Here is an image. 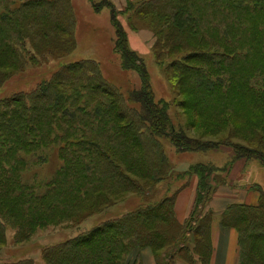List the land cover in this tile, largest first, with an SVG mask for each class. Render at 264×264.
<instances>
[{
  "label": "trees",
  "instance_id": "obj_1",
  "mask_svg": "<svg viewBox=\"0 0 264 264\" xmlns=\"http://www.w3.org/2000/svg\"><path fill=\"white\" fill-rule=\"evenodd\" d=\"M226 1L209 0L200 6L197 0H141L136 9L126 3V10L135 9L134 21L128 18L132 30H148L155 37L157 65L169 60V78L185 97L179 107L190 124L201 121L204 131H228L224 141H205L174 128L168 103L155 101L144 62L128 47L118 11L107 0H89L95 12L110 9L114 53L122 69L137 73L140 87L124 96L104 80L96 62L81 60L67 64L30 93L0 100V246L6 242L7 226L14 229L16 242H24L37 229L65 222L78 225L128 194L147 193L171 173L161 139L181 152L230 148L234 159L264 165V60L240 71L239 53L245 51L243 57L248 58L251 49L235 46L247 29L244 25L241 30L239 14L248 12L251 23L257 24L255 44L264 50V0ZM219 5L228 10L223 16L205 14L209 8L215 13ZM74 49L70 0H0V84L28 64L61 58ZM187 80L192 85H186ZM230 90L240 99L235 108L219 104ZM217 93L219 102L209 108L208 100ZM53 146L62 161L55 176L43 185L25 183L23 174L44 162L40 153ZM212 170L201 164L189 169L199 181L197 206L210 191L207 178ZM257 190V205H230L221 215V225L238 233L239 264H264V193ZM174 202L175 195H170L103 222L44 250V262L135 264L130 259L134 251L148 247L158 261L163 255L172 258L173 251L162 255L172 247L180 257L192 262L197 256L206 264L212 214L204 212L196 222L192 218L179 224Z\"/></svg>",
  "mask_w": 264,
  "mask_h": 264
},
{
  "label": "rangeland",
  "instance_id": "obj_2",
  "mask_svg": "<svg viewBox=\"0 0 264 264\" xmlns=\"http://www.w3.org/2000/svg\"><path fill=\"white\" fill-rule=\"evenodd\" d=\"M101 1L93 0L95 3ZM107 1L114 6L116 12L118 11L117 20L126 33L129 49L135 52L144 62L155 101L163 100L168 103V113L174 128L177 131L181 129L189 137L200 138L205 141H224L228 131L218 133H213L208 130L204 131L202 130L201 121H192V125L190 124L191 118L189 119L188 115L179 107L180 101H183L185 97L181 94V89L174 86L173 80L169 78L170 73L168 74V72L170 70L166 67L169 60L167 59L168 61L164 62V65L159 66L154 59L153 45L156 40L155 37L148 30H142L139 33L132 30L128 18L130 16L134 21L133 13L137 7V2L141 0H126L125 4L119 1H116L115 4L111 0ZM229 1L227 0L226 3L229 4ZM70 3L74 18L75 49L70 54L61 58L51 56L35 64H28L21 71H17L15 74L9 76L0 84V100L19 93H30L42 82L48 81L54 73L61 70L67 64L81 60H92L96 62L104 80L115 90L122 92L124 96L131 89L140 87L137 73L132 70L122 69L119 56L114 53L115 34L110 21V9L103 7L99 12H95L89 0H70ZM126 3H133L135 9L132 11L126 10ZM197 4L200 6L209 4V0H197ZM244 6L246 5L244 4ZM210 10L211 8L208 11L205 10L207 16L213 15L216 17L219 15L221 17L223 13L228 12L224 8V5H219L215 13ZM192 16L195 17L194 14ZM239 17L241 30H243L244 25L247 29L244 28L243 35L236 41L235 46H237L239 51L241 45H246L251 49L248 58L243 57L245 51H240L239 53L242 56L241 60H243L239 63V70L247 71L263 65L260 61L264 60V50H259L261 46H256L255 44L256 37H259V34L254 28L257 24L251 23L253 15L248 12H243L239 14ZM153 21L161 23L159 20L153 19ZM137 24L140 23L137 22ZM231 64L233 66L239 65L237 62H231ZM188 65L196 66L194 63H188ZM189 82L187 80L185 84L192 85V82ZM197 90L196 88L195 92ZM230 92L231 90L228 91L223 100L220 98L219 104L229 105L231 108H235L240 99L235 91H232L235 95ZM218 94L214 98H211V100H208L211 101L208 105L209 108L214 107V104L219 102V98H217ZM197 95L200 96L199 93ZM199 98L196 96L197 105L201 107L202 102L199 101ZM161 143L171 169L170 176L166 180L160 182L157 186L151 188V190L141 196L128 194L120 203L88 216L78 225L65 222L58 226L48 225L43 229H37L32 237L24 242H16L17 239L14 235V229L7 226L5 233L6 242L3 246H0V264H11L28 260L33 264H45L42 253L47 248L88 232L103 222L135 210L138 206L155 203L170 195H175V198L177 197L178 199L185 192L189 191V188H191V192L194 190L195 185L192 183V179L195 178L197 179L195 195H197L199 192L197 190L198 178L195 175L188 174L190 167L196 164L210 165L213 167V170L207 178L210 191L203 198L202 204L197 206L194 201L191 209L192 215L183 220L185 224L192 218L196 222L199 219V215L204 212L211 213L207 211L206 206L219 187L236 191L233 194L235 201L246 205H255L258 202L260 192L257 190V187L264 193V165L259 164L255 160L245 161L242 159H234L232 151L226 147H219L218 149H211L204 152H181L168 139H161ZM40 155L45 159L44 162L29 167L27 172L23 174L25 183L43 185L44 183H48L60 169L62 161L58 158L56 146L44 150ZM246 187H250V189L246 193V197L240 199L237 191ZM251 197L256 198L254 203H250ZM182 200L184 201V198ZM177 215L180 216V213L177 212ZM212 217L211 221L214 219V214ZM184 245L188 250H191L192 245L188 241ZM175 250L176 248L171 247L162 252L163 255L164 253L168 254L173 251L171 253L172 258H170L172 262L160 257L157 264H174L173 260L175 258L183 259L179 254L175 253ZM183 260L188 264H193L188 260Z\"/></svg>",
  "mask_w": 264,
  "mask_h": 264
},
{
  "label": "crops",
  "instance_id": "obj_3",
  "mask_svg": "<svg viewBox=\"0 0 264 264\" xmlns=\"http://www.w3.org/2000/svg\"><path fill=\"white\" fill-rule=\"evenodd\" d=\"M116 1L125 4L126 0H111V2L114 4L116 3ZM192 183H194L195 185L194 190L192 192H191V188H189V191L185 192L183 196L181 195L178 199L177 197L175 198L174 215H175V219L179 224H185L183 223L184 222L183 220L187 219L190 215H192L191 209L195 201V196H196L195 190L197 186V179L196 178L192 179ZM249 189L250 187L249 188L246 187L244 189H239V191H237L240 199H244L246 197V193L249 191ZM234 192L236 191H233L232 189L229 188L219 187L218 189H216L215 195H213L210 198L206 206L207 211H210L212 213V216L214 214V219L213 221H211L210 224V231H209L210 254L206 264H239L238 233L234 228L222 226L220 222L222 213L230 205H234V204L246 205L235 201L233 197ZM183 198L184 201L182 200ZM255 200H256L255 197H251L250 203H254ZM257 203L255 205H257ZM255 205L247 204V206H255ZM177 212L180 213V216L177 215ZM190 220L191 219H189V221ZM191 224H194V222L192 221ZM190 240L191 239H189V241ZM162 258L172 262V260H170L169 257L163 255ZM130 259L132 262H135L136 260L135 264H157V258L155 257L152 250L148 247L143 248L139 251H134ZM183 259L175 258L173 262L174 264H188ZM190 263L204 264L199 260L197 256L193 257L192 262Z\"/></svg>",
  "mask_w": 264,
  "mask_h": 264
}]
</instances>
